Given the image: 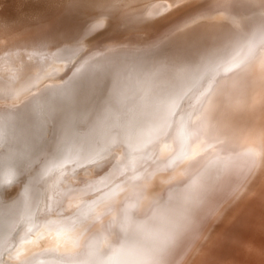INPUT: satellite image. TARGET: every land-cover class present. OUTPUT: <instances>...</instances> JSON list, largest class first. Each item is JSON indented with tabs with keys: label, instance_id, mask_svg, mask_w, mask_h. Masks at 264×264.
<instances>
[{
	"label": "bare ground",
	"instance_id": "6f19581e",
	"mask_svg": "<svg viewBox=\"0 0 264 264\" xmlns=\"http://www.w3.org/2000/svg\"><path fill=\"white\" fill-rule=\"evenodd\" d=\"M224 2H216L187 14L167 30L153 37L147 36L141 41L130 39V42L119 44L117 40L112 43L108 41L109 44L98 45L87 51L83 60L96 62L98 65L94 76H101V73L110 66L111 70L117 73L118 80L113 97L103 107L81 109L82 114L73 109L74 107L72 110L65 109L68 105L62 104L60 130L63 136L55 141L54 147L57 148L43 158H39L41 151H46L43 149L45 144L42 143L34 145L32 151L25 150L24 145L18 146L24 155L22 159H12L15 153L10 155V158L0 154V264H179V259L185 258V253L192 246L191 242L193 244L197 240L206 222L216 211L219 196L231 182L235 171H230V166L225 167L226 171L222 170L221 165L217 168L215 161L205 163L209 153L206 150L207 140L201 136L203 130L198 129V123H195L189 130L185 129L187 126L182 128L187 130V132L184 130L186 137L184 136L177 160L174 161L176 165L170 166L177 168L174 173L177 181L175 180L166 191L164 189L160 194H156L157 196L141 193L145 188L143 183L137 184V189L133 184L138 182L134 181L141 175L146 176L147 169H152L149 176H153L157 172L155 167L161 165L165 158V149L172 148L178 139L176 130L181 122L183 123L182 119L185 118L190 104V100H186L187 96L181 98L183 94L194 86L196 92L209 91L215 76L223 71L226 63L230 61L233 63L235 55L236 57L240 55L248 43L244 37L245 26L243 27L242 18L237 13L239 10L236 11L238 7L234 5L235 3L228 5ZM202 18L229 20L230 24L223 21L204 23L202 26L204 32L215 36L214 40L232 38L233 45L229 49L218 50L214 46L216 41L209 40L200 45L204 47L206 44L199 53L200 56L181 73L177 70L172 71L171 65L164 63V56L161 55L162 51L158 46L175 32ZM77 20L79 22V19ZM81 24L84 26L82 22ZM46 27L48 26L43 25V28H36L31 32L23 31L21 28L17 31L7 30L1 36L4 37V41L12 37L15 42L11 47H18L29 42L42 44L51 35L58 36L55 40L77 35L75 28L71 32L67 28L68 32L60 28L62 32L57 31L54 34ZM262 28L264 30V25ZM23 35H26L23 37L24 43H18L21 39L15 37ZM185 39L181 42L185 43ZM5 43L10 45V41ZM259 45L260 43L257 46ZM133 47L139 51L129 52L131 49L135 50ZM148 51L152 53L151 56ZM115 59L117 60L114 62ZM22 73L26 79H32L34 76L25 68ZM208 76L212 79L209 80ZM106 87L111 86L107 84ZM152 92L158 93L159 97L153 100L150 97ZM139 94H142L141 98ZM81 98L79 101H82ZM189 98L193 99L194 96ZM138 103H143L148 112L140 114V110L137 109ZM200 104L201 101L198 105ZM262 104L261 102V107ZM244 109L245 103L238 108L234 106L235 113L232 112L230 115L234 116L236 122L242 119L240 114H243ZM6 115L7 113H4L1 118L8 119L10 123L11 117ZM89 119L91 121L87 128L80 132V128L83 127L80 123ZM138 120L140 124L137 123ZM0 122L3 123L1 120ZM28 122L25 124L23 120L19 127V123H16L18 130L14 131L13 136L22 137L24 141L26 139L28 143H33L37 137L31 132L32 122ZM239 123L246 124L243 120ZM2 126L3 124L0 125V136L5 134L3 130L6 132L11 130ZM223 129L219 131L218 136L216 135L217 141L221 142L223 147L231 148L239 141L236 138L232 139L231 136L227 140ZM230 129H234L233 126ZM240 129L239 127L235 133L237 136L240 135ZM72 134L76 135V138L65 141L66 136ZM3 138L1 142L5 141ZM15 145L14 147H17ZM115 145L120 147L116 149L119 153L113 154L114 159L103 165L97 164L103 155H107L110 149L115 148ZM216 150L218 152L214 155L218 156L225 149L221 150L218 145ZM17 153L19 155V152ZM18 159L22 162H33L34 167L23 168V164L17 163ZM259 177L261 182L258 185L256 183L254 191L241 200L239 203L241 205L230 216L227 225L222 226V230L212 238L207 249L203 246L202 251H198L200 258L195 264H264V173H260ZM13 180L18 181V185L14 181L17 189L15 195L8 198L5 189ZM133 189L136 190V194ZM243 201L245 203L242 204ZM230 229L231 235L228 232ZM218 237L224 241H217Z\"/></svg>",
	"mask_w": 264,
	"mask_h": 264
},
{
	"label": "rangeland",
	"instance_id": "374dc122",
	"mask_svg": "<svg viewBox=\"0 0 264 264\" xmlns=\"http://www.w3.org/2000/svg\"><path fill=\"white\" fill-rule=\"evenodd\" d=\"M227 1L225 0L226 4L232 5L235 3L234 5L238 7L236 11L239 10L237 13H239L238 15L242 18L243 27L245 26L243 30H246V32H244L246 35L244 37H246L247 40L245 41L248 43L245 44L240 55L237 57L235 55V60L233 59L234 62L232 63V61H230V63L228 62L229 64L226 63L223 67V71H221L218 76H215L212 87L209 91H206V93H202L201 90L196 92V86H194L189 88V90L183 94L181 98L187 96L186 100L189 99L190 104L185 113V118L182 119L183 123L181 122L176 130V139H178L175 141L172 148L169 147L165 149V158L163 160L161 159L162 164L155 167L157 172L153 176H149L152 169H147L146 176L141 175L136 181H134L138 182L133 184L137 189L136 185L143 183V186L146 189H142L143 192L141 193H147L153 196L160 194L164 189V191H166L169 186L178 179L174 174L177 168H170V166L171 164L176 165V162L174 161L177 160L176 157L178 156L180 151L179 148L182 146V142L185 139L184 136L186 137L187 130H189L192 125H195V123H198V129L203 130L201 136L203 138L205 137L204 139L208 142H206L208 145V149L206 150L209 153L205 158V163L215 161L217 163V165H215L217 168L221 165L220 167L223 166L222 170L226 171L227 169H225V167L227 168L230 166V171H235L231 182L228 183L226 187L222 186L225 187V189L219 196L216 211L212 214L208 222H206L202 231L199 233L200 236L197 237V240H195L193 244L191 242L192 246H190V249L185 253V258H183V260L182 257L179 259V264L196 263L197 259L200 258L198 253L202 251L203 248L207 249L212 238L222 230L223 225H227L230 216L238 209L239 205H241L239 204L241 200H243V198L245 199L254 191L257 187H255L256 183L258 185L261 182V178L259 177L260 173H264V30L262 28L264 25V0ZM216 2L222 3L224 0H186V2L185 0H0V120L3 122H0V125L3 124L2 127H6V129L8 128L9 130L11 129L10 132L3 130L6 135L4 134L0 136V149L4 148L3 150H0V154H3L6 158H10V155L15 153L14 156L11 157L12 159H22L24 155L22 151H20L21 148H18V146L24 145L25 150L32 151L34 145L42 143L45 144L43 149L46 151H41L39 158H43L46 154L52 153L53 150L57 148L54 147L55 141L63 136L60 130V120L62 119L63 114L60 108L62 104L64 106L68 105L67 107L65 106V109L71 108L72 110L74 107L73 109L82 114L83 110L81 109L92 108L95 106L98 108L103 107V105L113 97V92H115L117 86L116 81L118 80V76L116 75L117 73H114V71L111 70L112 66L107 67L103 73H101V76H94L98 66L97 63L83 60V56L87 55L93 47L109 44L108 41L112 43L117 40L119 44L122 42H130V39L141 41L147 36L153 37V35H158V33L167 30L173 23L182 19L187 14L199 11L210 4H215ZM244 5H247L248 7ZM110 13H112V15ZM57 14L61 17H58ZM77 19H79V22ZM209 19L210 18H202L200 19L201 21L198 20L195 23L191 22V26L188 24L184 29L175 32L170 38L168 37L165 39L162 44L158 46V49L162 51L161 55L164 56V63L171 65L172 69L175 66V69L181 73L194 59H197V57L200 56L199 53L206 46V44L204 47L200 46L203 43L212 40L216 41L214 46L217 47L218 50L229 49V47L233 45L232 38L226 37L222 40H214V35L203 31L202 24L222 23L223 21V23L230 24V21L225 19ZM82 20H85L86 22H83ZM67 21L70 22L67 23ZM71 21L73 23L72 26L70 24ZM81 22L84 26H82ZM252 22H255L256 24ZM43 25L48 26L46 28L54 34L57 31L58 33L62 32L60 28H64L63 30L66 32H71L73 28H75V32L78 36L76 35L70 38L65 37L64 39L57 38L58 40H55L58 36L51 35L50 37H47V41L44 40V43L42 42V44L29 42L28 44L25 43L26 45L23 44L24 46L18 47H11L15 42L12 37H8V41H10V45H8L5 43L8 41H4V37L1 36L4 31H17L20 26L23 31L31 32L36 28H43ZM89 28H91L92 31H89ZM179 32L180 34H178ZM24 36L26 35L15 38L21 39L18 43H24ZM50 38H53V40H50ZM182 39H185L186 42L182 43ZM258 43H260L259 46H257ZM134 49L135 50H129V52L139 51L137 48ZM252 51H254V53ZM148 52L151 56L152 53L150 51ZM116 60L117 59L113 61L115 62ZM24 68L26 71H30L34 74L32 79L23 78L22 71ZM69 69L72 70L70 71ZM85 77H88L90 80V87L87 89L81 86V82ZM109 78L110 80H108ZM208 79L211 80L212 77L208 76ZM98 84L102 86H98ZM107 84L111 87H106ZM100 88L102 89L99 91ZM95 91L97 94H95ZM81 93L84 94L82 95ZM81 95L84 99L81 98ZM87 95L88 97H86ZM139 95H141V98L142 94ZM66 96L69 97L67 98ZM189 96H194V98L190 99ZM247 96H249V98ZM95 97H97V99H95ZM150 97L155 100L159 96L158 93L152 92L150 93ZM79 98H81L82 101H79ZM92 99L94 100L91 101ZM64 100L65 102H62ZM199 101H201L200 105H198ZM261 102L263 103L262 107ZM244 103L246 109H244L243 114H240L242 119L239 121L241 122L243 120L246 124L241 125L239 121H235L234 116H231L230 113H235L234 106L238 108ZM23 105L24 107H22ZM137 105L140 114L148 112L147 107H145L143 103H138ZM193 107H195L194 110ZM49 108L51 110H49ZM54 109L56 112H53ZM237 111H239V109ZM4 113H7V115L11 117L12 123H9L7 121L8 119L4 120V118H1V115ZM20 117L26 119H21ZM31 117L34 118L33 121ZM19 119L21 121H19ZM23 120L26 122L25 124H27L28 120L33 124L34 128H31V132L37 137L33 140V143H28L26 139L24 141V138L22 137L18 138L17 136H13L14 131L18 130V127L22 125ZM90 121L91 119L80 123L83 125V127L80 128V132L87 128V124ZM16 123H19L18 127L16 126ZM137 123L140 124V121L138 120ZM40 124H43L44 126ZM183 124L185 125L183 126ZM186 126L187 128H185ZM232 126L234 129H230ZM224 127L225 129H223ZM239 127L241 128L239 132L240 135L237 136L235 133L239 130ZM179 128H181V130ZM182 128L187 129H184L186 132ZM222 129L225 130L223 131V134L226 135L227 140H229L228 138L231 136L232 139L236 138L239 142L234 146H231V148L223 147L221 142L217 141L216 138V135L218 136L219 131ZM72 135H67L65 141L76 138V135ZM3 136L8 138H3ZM259 136L262 139H260ZM2 138L5 141L1 142ZM15 141H20L21 143L18 142L20 143L18 145ZM14 145L17 147H14ZM218 145L221 150H225L221 152V155L215 156L214 153L218 152L216 150ZM45 146H48V148ZM119 147L120 146L115 145L114 149H110L107 155L105 154L106 156L103 155L99 159V162L95 161V163L97 162V164L103 165L111 162L114 159L113 154L119 153V151L117 152L116 150L119 149ZM15 148L16 150H19L16 151ZM51 149L52 151L50 152ZM253 150L255 151L253 152ZM17 152H19V155ZM4 153H7V155ZM241 153L245 155H241ZM219 156L223 159H220ZM225 156L226 158H224ZM21 159H18L19 161L17 163L20 162L23 164V168L34 167V164H32L33 162H22ZM165 159L167 160L166 162ZM217 159L220 160L217 161ZM26 160L30 161L28 159ZM14 181L16 182V180H13V183L5 189L8 198L15 195L18 181L16 182L17 185ZM135 191L136 190L133 189L134 194H136ZM243 203H245V201H243L242 204ZM228 232L231 235V229L228 230ZM217 241L221 242L224 240L221 237H218ZM222 244L223 242L221 245Z\"/></svg>",
	"mask_w": 264,
	"mask_h": 264
},
{
	"label": "snow or ice",
	"instance_id": "6c2138e0",
	"mask_svg": "<svg viewBox=\"0 0 264 264\" xmlns=\"http://www.w3.org/2000/svg\"><path fill=\"white\" fill-rule=\"evenodd\" d=\"M88 30L89 31H92L91 28H89ZM175 70L176 69H175V66H174L173 69H172V71H175ZM81 84H82V87L85 88V89H87L88 87H90V80H89V78L88 77H85L83 79V81L81 82Z\"/></svg>",
	"mask_w": 264,
	"mask_h": 264
}]
</instances>
